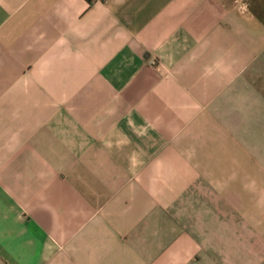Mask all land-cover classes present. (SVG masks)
Instances as JSON below:
<instances>
[{
    "label": "crops",
    "instance_id": "1",
    "mask_svg": "<svg viewBox=\"0 0 264 264\" xmlns=\"http://www.w3.org/2000/svg\"><path fill=\"white\" fill-rule=\"evenodd\" d=\"M0 264H264V0H0Z\"/></svg>",
    "mask_w": 264,
    "mask_h": 264
}]
</instances>
